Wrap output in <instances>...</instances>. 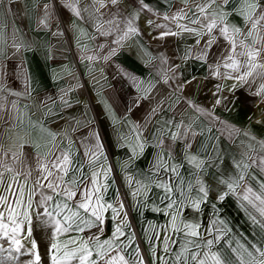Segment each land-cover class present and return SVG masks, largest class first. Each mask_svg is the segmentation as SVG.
<instances>
[{
  "label": "crops",
  "instance_id": "0c3cea01",
  "mask_svg": "<svg viewBox=\"0 0 264 264\" xmlns=\"http://www.w3.org/2000/svg\"><path fill=\"white\" fill-rule=\"evenodd\" d=\"M55 1L64 27L53 0H15L10 5L8 0H3L0 5V112L5 120L9 114L16 118L12 127L0 121V151H18L16 146L23 144L27 165L35 170V145L40 146L41 154L46 153L52 147L49 134L54 133L59 146L70 147L75 162L85 161L86 174H90L88 162L95 164L96 159L82 154L86 145H95L98 134L104 146V167L111 168L107 181L103 174L100 176L101 186L108 185L103 198L115 203L117 191H120V199L125 204L123 212L127 214V226L123 230L128 234L135 233L134 243L125 254H134L133 250L139 245L145 264H153L150 244L156 246L157 257L164 255V229L171 225L174 214L165 207L167 200L161 202L164 190L156 186L159 179L166 176L162 171L157 176L154 171L157 154L167 157V149L171 147L176 162H179L185 152V139L172 141L171 133L183 134L190 125L195 136L187 137L192 145L188 154L207 159L215 145L221 157L217 161L219 168L205 167L204 177L210 175L213 179L221 170L233 172L231 157L237 154L236 147L243 137H233L229 130H246L258 140H264V103L252 94L259 81L251 88L244 85L235 92L225 87L221 95L227 100L213 108L216 86L233 82L214 75L209 65L222 61L230 45L214 30L217 40L207 59H200L207 37L197 45V35L176 27L177 24H188V20L171 19L178 9L185 7L182 0H119L118 5L108 3L104 8H99L98 4L93 6V0ZM235 1L229 0L224 10L232 13L228 16L229 24L243 28L245 21L236 14ZM260 2L264 4V0ZM46 3L54 7L46 23L41 24ZM66 3H74L82 18L65 7ZM141 5L148 7L143 9ZM138 8L139 15L133 20L137 34L114 43L122 33L113 29L108 35H101L97 30V24L107 27L110 13H120L117 19L127 18ZM165 16L169 19L165 20ZM148 19L153 20L152 26L148 25ZM167 31L176 35L161 37L160 34ZM112 48H115L114 53ZM226 71L230 70L220 68L221 73ZM189 80L192 82L185 84L182 90L177 88ZM152 109L156 111L153 113ZM206 110H211L219 122H210ZM160 140H163V151ZM100 158L103 157H97ZM189 167L185 161L181 168L186 178H189ZM137 181L145 187H141L134 198L131 193L137 191ZM250 183L253 191L258 192L256 181ZM122 193H125V199ZM154 208L158 210L154 211ZM106 217L107 226L101 239L111 236L118 222L112 220L111 210ZM33 228L43 264H51L47 254L50 229L42 227L36 220ZM156 232L159 240L153 238ZM258 246L264 248V242ZM175 251L177 249H170L172 253Z\"/></svg>",
  "mask_w": 264,
  "mask_h": 264
},
{
  "label": "snow or ice",
  "instance_id": "6c2138e0",
  "mask_svg": "<svg viewBox=\"0 0 264 264\" xmlns=\"http://www.w3.org/2000/svg\"><path fill=\"white\" fill-rule=\"evenodd\" d=\"M14 2L15 0H8L9 5ZM182 2L185 7L178 9L171 19L188 20V24H177L176 27L181 31L197 35L199 37L196 40L197 45L207 37L199 55L200 59H207L210 48L217 40V36L213 34L214 30L230 45L222 61L209 65L214 75L233 82L231 85L216 86L213 108L227 100V97L221 95L225 87L228 91L235 92L244 85L251 88L257 81H259L258 86L252 94L259 96L261 103H264V4L260 0L251 3L244 0V3L235 10L236 14L242 16L245 21V26L241 28L228 23V16L232 13L224 9L229 0H192L191 6L189 0ZM108 3L116 6L119 0H107V2L93 0V6L98 4L99 8L106 7ZM2 4L3 0H0V5ZM64 6L71 9L77 17L82 18L81 11L74 6V3H66ZM53 7L51 3L44 5L45 13L40 20L41 24L46 23ZM147 7L141 5L143 9ZM99 8H96L97 12ZM139 11L138 8L135 13H129L127 18L121 19H117L120 13H110L106 21L107 27L97 24V30L101 35H108L113 29L122 33L119 39L114 41L119 43L130 34L138 33V29L133 26V20L139 15ZM96 19L98 20L99 17ZM164 19L167 20L169 17L165 16ZM147 23L152 26L153 20L148 19ZM121 24L124 25L123 28ZM160 35L163 37L176 33L167 31ZM111 52L114 53L115 48H112ZM187 55L186 53V58ZM221 67L230 71L221 73ZM191 82V80L186 81L177 85V88L182 90L185 84ZM188 103L192 104L191 101ZM155 111L156 109H152L153 113ZM205 114L210 122L213 120L219 122V118L215 117L211 110H206ZM15 119L9 114L5 120L3 113L0 112V121H4L9 127L14 126ZM176 127L179 129L180 126ZM229 134L233 137L242 135L243 139L236 147L237 154L231 157L234 171L227 173L221 170L219 175L214 177L217 186H223L216 193L217 199L223 201L232 194L239 201L247 202V205L259 214V219L244 203H241V207L248 212L253 224H258L264 230V140H258L246 130L230 129ZM49 135L52 147L46 153L41 154L40 146L35 145L37 149L35 170L27 165L22 152L23 144L16 146L18 151H0V169H2L0 171V241H2L0 253H7L3 260L20 264V257L27 255L30 257L27 264H43L40 244L33 235V221L36 220L42 227L50 229L47 254L51 264H73L74 261L78 264H145L139 245L133 250L134 254H125L126 249L131 248L134 243L135 233L128 234L123 230L127 226L125 223L127 214L123 212L125 204L120 199V191H117L115 203H109L103 198V192L107 190L108 185L105 183L101 186L100 176L103 174L107 181L111 168L104 167L106 157L99 135L96 134L95 145L92 147L86 145L82 154L84 157L91 155L96 159L95 164L88 162L90 174H86L85 161L76 163L70 147H60L56 134ZM189 135L195 136L190 125L183 134L171 133L172 141L185 139V152L181 160L176 162L171 147H168L167 157L158 153L153 168L157 176L161 171L166 174L163 179L158 177L159 182L156 184L164 190L165 195L161 198V202L168 201L165 207L176 212L183 208H192L198 213L200 205L209 196V189L204 179L205 167L219 168L217 161L221 157L215 145H212V154H209L207 159L189 155L188 150L192 147L187 140ZM159 145L163 151V140L159 141ZM140 147L142 149L143 145L141 144ZM97 157L103 158L97 159ZM185 161L190 166L187 170L189 178L181 173ZM20 165L24 167H19ZM253 180L257 183L258 192L253 191L250 183ZM136 184L137 191L131 193L134 198L140 188L145 187L141 181H137ZM193 190L196 191V196L192 195ZM108 210H111L112 220L118 222L115 223L111 236L101 239L107 226ZM165 214L170 213L165 212ZM176 221V215H171L173 235L183 231L184 241L177 251L170 252V248L177 241L168 235L166 228L164 255L157 257L156 246L150 244L153 264H156L157 260L160 264H264V248L255 243L246 246L240 240H237L233 246V241L226 239L231 230L218 226L224 223L221 220H213L203 234L199 231L198 222L184 223L181 228ZM93 229L95 231H92ZM86 232L90 234L84 235ZM61 236L67 239L61 240ZM153 238L159 240V233H154ZM221 241L224 242L223 248ZM5 243L8 245L7 248L4 247Z\"/></svg>",
  "mask_w": 264,
  "mask_h": 264
},
{
  "label": "rangeland",
  "instance_id": "374dc122",
  "mask_svg": "<svg viewBox=\"0 0 264 264\" xmlns=\"http://www.w3.org/2000/svg\"><path fill=\"white\" fill-rule=\"evenodd\" d=\"M248 2L251 3L253 1L248 0ZM243 3L244 0H236L234 2L236 8H239V6ZM189 6H191V3H189ZM204 179L209 189V196L207 200L200 205V211L198 213L192 208H183L179 212L173 210L174 215L177 217V225L182 228L184 223L198 222L200 224L199 231L203 234L205 229L212 224L213 220H221L224 223L218 226L231 230L226 239L230 238L233 241V246H235V242L237 240H240V242L246 246H250L251 243H255L257 245L263 244L264 230H262L258 224H253L252 220L249 218L248 212L241 207V203H244L248 207L249 211L256 215L258 219L259 214L256 213L251 206H248L247 202L239 201L235 195L229 194L223 201L218 200L216 193L220 191L223 186L218 187L216 180L214 177L212 179L210 175L206 178L204 177ZM192 195H197L195 190H193ZM213 205L215 207H213ZM166 228L168 235L172 236L173 239L177 241V243L170 249L172 251L176 249L178 250L181 242L185 239L183 231L173 235L171 225L166 226L165 229ZM243 239H245L244 242L242 241ZM4 247H8L7 243L4 244ZM221 247H224L223 241H221ZM5 256H7L6 252L0 253V261H2V264H12L11 261L3 260V257ZM29 259L30 257L27 255L21 256L20 264H27Z\"/></svg>",
  "mask_w": 264,
  "mask_h": 264
},
{
  "label": "built area",
  "instance_id": "2783aa9c",
  "mask_svg": "<svg viewBox=\"0 0 264 264\" xmlns=\"http://www.w3.org/2000/svg\"><path fill=\"white\" fill-rule=\"evenodd\" d=\"M53 2H54V5H55V9H56V11H57L58 18H59V20H60L62 26L64 27V21H63V18H62V14H61V12H60V9H59V7H58L56 1L53 0ZM71 51H72V53H73V49H72V47H71ZM73 55H74V53H73ZM86 94H87V98H88V100H89V102L91 103V106H92V108H93V112H94V115H95L96 121L98 122V118H97L96 112H95V110H94V107H93V104H92L91 98H90V96H89V94H88L87 91H86ZM105 147H106L107 152L109 153V150H108V147H107L106 143H105ZM122 196H123V199L126 198L125 193H122Z\"/></svg>",
  "mask_w": 264,
  "mask_h": 264
}]
</instances>
